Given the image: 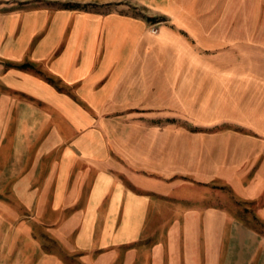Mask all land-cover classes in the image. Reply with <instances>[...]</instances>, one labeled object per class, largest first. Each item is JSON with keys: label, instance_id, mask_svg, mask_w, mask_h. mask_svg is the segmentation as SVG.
Instances as JSON below:
<instances>
[{"label": "crops", "instance_id": "0c3cea01", "mask_svg": "<svg viewBox=\"0 0 264 264\" xmlns=\"http://www.w3.org/2000/svg\"><path fill=\"white\" fill-rule=\"evenodd\" d=\"M0 261L264 264V0H0Z\"/></svg>", "mask_w": 264, "mask_h": 264}, {"label": "built area", "instance_id": "2783aa9c", "mask_svg": "<svg viewBox=\"0 0 264 264\" xmlns=\"http://www.w3.org/2000/svg\"><path fill=\"white\" fill-rule=\"evenodd\" d=\"M151 31H152L153 33H157V32L159 31L158 26H156V25H152V27H151Z\"/></svg>", "mask_w": 264, "mask_h": 264}, {"label": "rangeland", "instance_id": "374dc122", "mask_svg": "<svg viewBox=\"0 0 264 264\" xmlns=\"http://www.w3.org/2000/svg\"><path fill=\"white\" fill-rule=\"evenodd\" d=\"M234 183H235V182H234ZM0 264H4V263L0 261Z\"/></svg>", "mask_w": 264, "mask_h": 264}]
</instances>
